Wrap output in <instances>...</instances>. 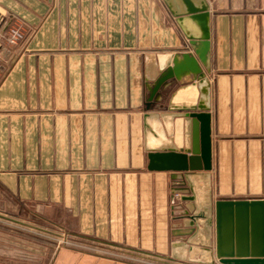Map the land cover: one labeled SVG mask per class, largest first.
<instances>
[{
	"label": "crops",
	"instance_id": "crops-1",
	"mask_svg": "<svg viewBox=\"0 0 264 264\" xmlns=\"http://www.w3.org/2000/svg\"><path fill=\"white\" fill-rule=\"evenodd\" d=\"M206 2L212 194L264 198V0ZM11 26L24 32L16 44ZM185 50L163 0H0V211H44L97 244L59 247L50 264L169 258V172L148 168L144 117L157 114L159 136L190 146L193 123L181 114L199 90L168 85L145 101ZM8 244L0 229V264H12Z\"/></svg>",
	"mask_w": 264,
	"mask_h": 264
},
{
	"label": "water",
	"instance_id": "water-1",
	"mask_svg": "<svg viewBox=\"0 0 264 264\" xmlns=\"http://www.w3.org/2000/svg\"><path fill=\"white\" fill-rule=\"evenodd\" d=\"M186 37L191 49L169 56L166 65L148 88L145 106L149 109L168 85L197 87L195 104L184 106L181 115L193 123L190 146H176L159 136L157 114H145L148 168L169 172V204L173 223L171 256L184 259L185 253L199 254L190 261L213 264H264V198L212 199L210 169V122L207 112L210 30L206 0H163ZM171 62V63H170ZM188 85V86H189ZM184 86V87H188ZM189 86V87H190ZM178 88V87H177ZM180 88V87H179ZM198 110V112H195ZM164 123L166 115L161 114ZM170 121V120H169ZM157 125V126H156ZM168 134L169 128L165 126ZM158 130V132H157ZM164 135V134H163ZM201 186L197 187L195 180ZM178 196V198H176Z\"/></svg>",
	"mask_w": 264,
	"mask_h": 264
},
{
	"label": "rangeland",
	"instance_id": "rangeland-1",
	"mask_svg": "<svg viewBox=\"0 0 264 264\" xmlns=\"http://www.w3.org/2000/svg\"><path fill=\"white\" fill-rule=\"evenodd\" d=\"M214 198L212 194V199ZM35 212L34 208L28 206L21 207L20 210H15L14 212L9 208V210H5L3 213L6 217L11 218V220L0 217V229H4L6 234H10V242L14 241V244H8L10 249L8 255H6V260L12 264H50L52 255L59 247L76 246L83 249H91L97 245L92 240L84 239L64 230L60 224L46 221L42 216L44 215V211H42L41 216ZM3 213L0 211V214ZM14 217H16L15 221L12 220ZM179 222H181L179 219H172L170 215V230L172 229L173 223ZM175 240L170 233V247L171 243L175 242ZM185 256L186 258H199V254L191 255L189 251H186ZM168 257V259L166 258L164 260V264H206L193 260L190 261L186 258H173L171 256V248ZM148 261L149 264H163L156 260L149 259ZM213 264L224 263L215 260Z\"/></svg>",
	"mask_w": 264,
	"mask_h": 264
},
{
	"label": "built area",
	"instance_id": "built-area-1",
	"mask_svg": "<svg viewBox=\"0 0 264 264\" xmlns=\"http://www.w3.org/2000/svg\"><path fill=\"white\" fill-rule=\"evenodd\" d=\"M24 38V32L18 26H11L7 30L6 39L9 44H16Z\"/></svg>",
	"mask_w": 264,
	"mask_h": 264
}]
</instances>
